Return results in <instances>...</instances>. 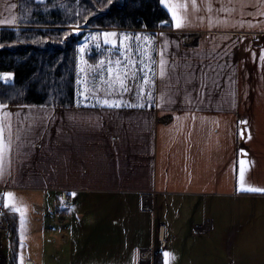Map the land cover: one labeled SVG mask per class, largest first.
Returning <instances> with one entry per match:
<instances>
[{"label": "crops", "instance_id": "obj_1", "mask_svg": "<svg viewBox=\"0 0 264 264\" xmlns=\"http://www.w3.org/2000/svg\"><path fill=\"white\" fill-rule=\"evenodd\" d=\"M170 2L188 5L177 10L187 13L190 26L158 31L157 60L164 47L168 64L167 76L157 75L154 107L0 110L13 113L11 148L0 161V197L25 198L36 212L70 198L66 206L77 211L67 213L75 224L74 240L79 229L87 237L82 206L106 207L95 217L99 233L119 223L114 208L124 206L122 241L113 246L140 251L130 257L127 250L117 253L112 264H142L148 256L143 250L156 246L154 219L149 241L136 244L139 225L133 227L126 206L143 200L144 209H154L166 194L264 200V192L241 189L240 177L244 161V188H264V0H196L198 10L191 0ZM13 17L15 24L0 27L16 26L20 18L19 0H0V20ZM209 19L219 26H209ZM257 40L262 44L255 45Z\"/></svg>", "mask_w": 264, "mask_h": 264}, {"label": "rangeland", "instance_id": "obj_2", "mask_svg": "<svg viewBox=\"0 0 264 264\" xmlns=\"http://www.w3.org/2000/svg\"><path fill=\"white\" fill-rule=\"evenodd\" d=\"M20 26L18 23L0 28ZM108 32L118 33L115 29ZM257 41H253L255 45L262 44ZM260 46L264 49V43ZM202 197L166 194L159 197L154 209L152 206L144 209L143 200L126 206L127 214L133 215V227L139 225L138 230H134L137 245L149 241V226L154 219L152 242L156 246L143 250L148 256L142 264H155L156 255L164 264H264V200L222 194ZM29 203L17 195L0 197V224L5 226L0 230V264H21V259L23 264H112L117 253L127 250L130 257L132 252L137 255L140 251L113 246L116 241H122L119 233H124L126 224L122 205L114 208L119 223L110 222L103 227V233L98 232L95 217L104 215L106 207L82 206L84 224L88 226L82 232L87 237L77 228L78 236L74 240L75 224L67 213H76L75 207L53 200L46 210L36 212ZM196 225L204 226L206 231L196 233ZM131 227L132 223L125 227L129 235ZM162 227L163 239L160 237ZM74 244L77 249H73ZM165 253L169 255L166 257Z\"/></svg>", "mask_w": 264, "mask_h": 264}, {"label": "trees", "instance_id": "obj_3", "mask_svg": "<svg viewBox=\"0 0 264 264\" xmlns=\"http://www.w3.org/2000/svg\"><path fill=\"white\" fill-rule=\"evenodd\" d=\"M19 16L20 27L0 28V74H11L6 80L0 76V103L10 107L107 108L97 104L91 90L101 87L99 76L94 82L93 75L98 62L109 58L107 50L112 46L103 44L102 36L99 41L91 37L113 29L118 34L153 36L150 55L157 59V30L172 26L160 0H112L111 4L108 0H19ZM77 21L79 29L73 31ZM98 95L103 96V91ZM152 97L140 101L143 108L110 109L154 107L156 83ZM124 99L137 103L135 89ZM158 256L155 264H164Z\"/></svg>", "mask_w": 264, "mask_h": 264}, {"label": "snow or ice", "instance_id": "obj_4", "mask_svg": "<svg viewBox=\"0 0 264 264\" xmlns=\"http://www.w3.org/2000/svg\"><path fill=\"white\" fill-rule=\"evenodd\" d=\"M111 4L112 0H108ZM162 5H165L171 16V25L176 29H182L184 27L190 26V21L187 19V13L180 15L177 8H187V4H182L179 6L174 5L170 0H160ZM11 7L15 8L16 5ZM191 7L198 10L196 0H191ZM208 10H212L211 4L208 5ZM221 11H230V9L221 8ZM87 11V10H85ZM259 11V10H258ZM264 15V11L260 12ZM79 15V13H78ZM88 17L84 16L85 22H87ZM198 19L203 20V17H198ZM16 18L13 17L11 20H0V25L3 24H15ZM169 23V22H162ZM209 26H219L214 24L211 19H209ZM79 28V21H77V28L73 31H77ZM67 35V34H66ZM160 33V36H163ZM103 37V44L111 45L112 48L108 49L109 58L107 60H100L96 66V73L93 75V81L95 82L96 76L100 79V88H93L91 90V95L96 99L97 104L100 107L107 108H122V107H139L143 108L144 103L140 102L147 97L149 100H153L152 92L155 90V78L157 75L160 79H164L167 76V64L168 61L164 55V47L159 50V59H153L150 55L153 49V41L156 39L153 36L142 35L140 33L127 34V33H116V32H103L97 33L91 37L93 41H99L100 37ZM119 36V40L116 37ZM143 43V46H142ZM117 44L119 47L117 48ZM164 46H167V41L164 42ZM96 47H100V43H96ZM113 49L115 51H113ZM135 49V51H134ZM80 51H84V46H81ZM114 56L115 58H111ZM139 57L137 59L136 57ZM264 59V57H261ZM154 65L156 67H154ZM84 71V69H80ZM5 80L11 76L10 73L0 74ZM80 83V81H77ZM146 88L148 89L146 91ZM135 89L137 103L133 104L130 101H125L124 95ZM89 90H85L88 92ZM103 91L104 95H98V92ZM78 95H84V93H78ZM166 93H161L160 99L164 101ZM87 99V96H85ZM190 102V101H189ZM160 105L157 104V107ZM8 105L0 103V110L7 109ZM2 119H0V161L3 160L4 153L11 148V135H12V125L11 116L13 113L10 111L0 112ZM247 123V122H242ZM7 131V137L5 132ZM19 138V137H17ZM244 161H241V189L247 191H260L264 192V188H244ZM3 175L2 165H0V177ZM7 197L11 198L12 193H7ZM166 257L168 253L164 254ZM21 264L23 261L21 259Z\"/></svg>", "mask_w": 264, "mask_h": 264}, {"label": "built area", "instance_id": "obj_5", "mask_svg": "<svg viewBox=\"0 0 264 264\" xmlns=\"http://www.w3.org/2000/svg\"><path fill=\"white\" fill-rule=\"evenodd\" d=\"M70 201H71L70 198H66V203H67V204H71ZM41 208H42V207H41ZM41 208H38V209H41ZM194 231H195L196 233H203V232L206 231V229H205L204 226H202V225H196Z\"/></svg>", "mask_w": 264, "mask_h": 264}, {"label": "water", "instance_id": "obj_6", "mask_svg": "<svg viewBox=\"0 0 264 264\" xmlns=\"http://www.w3.org/2000/svg\"><path fill=\"white\" fill-rule=\"evenodd\" d=\"M257 43H260V42L257 41ZM160 237H161V239H163V237H164V227L161 228ZM28 264H31V263H28Z\"/></svg>", "mask_w": 264, "mask_h": 264}]
</instances>
